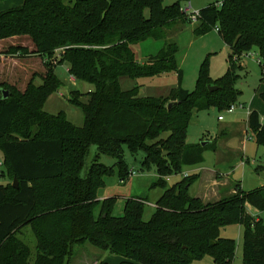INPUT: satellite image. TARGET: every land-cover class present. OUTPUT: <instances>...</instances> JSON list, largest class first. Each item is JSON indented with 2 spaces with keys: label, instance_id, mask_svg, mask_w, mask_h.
<instances>
[{
  "label": "trees",
  "instance_id": "obj_1",
  "mask_svg": "<svg viewBox=\"0 0 264 264\" xmlns=\"http://www.w3.org/2000/svg\"><path fill=\"white\" fill-rule=\"evenodd\" d=\"M182 1L166 6L164 0H22L0 12V41L29 38L46 70L39 85L36 76L24 91L0 84V178L7 181L0 184V264H72L74 247L86 244L123 257L120 264H193L207 256L215 264H232L236 241L221 234L233 225L243 228L242 264H264V221L248 212V205L264 211V186L247 192L236 186L231 195L204 202L189 195L199 175L169 189L165 181L201 164L205 151H218L216 141L188 145V129L196 113L236 104V62L257 50L264 72V0H222L199 11L194 34L217 31L232 56L227 73L215 81L202 70L194 92L182 87L179 49L168 36L172 27L187 23ZM148 40L167 42L141 64L135 47ZM8 53L28 56L29 49L13 46ZM62 64L73 81L94 86L86 94L70 92V103L84 114L82 127L64 112L44 110L63 87L54 72ZM171 73L178 86L167 97H141L137 86L125 91L120 82ZM259 96L264 102V89ZM248 127L264 147L257 111L250 113ZM93 146L117 160L121 181L131 174L124 149L145 154L144 168L159 175L154 187L165 189L149 221L143 219V200H128L123 216L115 217L114 199H98L115 167L98 163L97 155L82 176Z\"/></svg>",
  "mask_w": 264,
  "mask_h": 264
},
{
  "label": "rangeland",
  "instance_id": "obj_2",
  "mask_svg": "<svg viewBox=\"0 0 264 264\" xmlns=\"http://www.w3.org/2000/svg\"><path fill=\"white\" fill-rule=\"evenodd\" d=\"M10 0L1 2L4 4ZM179 0H164L166 6H170ZM222 2V0H184L181 2V9L189 10L186 17L187 23H178L168 32L169 40L176 43L179 52L177 62L179 68L183 71V89L194 92L197 89V82L202 70L206 71L207 77L215 81L224 76L229 70V59L232 56L231 48L222 40L217 31L196 36L194 34L195 26L199 23L191 21L190 14H196L200 10L211 5ZM1 8V7H0ZM191 22V24H189ZM10 41L0 44V84L7 83L15 86L20 91L25 90L27 83V74L34 69H41L43 60L35 55V47L27 37H16ZM167 41L148 40L137 45L139 62L146 63L147 56L155 55L161 50ZM25 46L29 49L28 56L19 54L13 55L15 60L2 61V57L7 59L8 49L13 46ZM4 55V56H3ZM17 56V57H16ZM41 63V64H40ZM237 74L239 79L236 83V89L239 91L235 110L219 111L216 108L202 110L196 113L188 129L187 144H205L206 142H215L218 145V151L207 150L204 153V161L196 166L186 167L184 172L190 174L203 175L189 189L191 197H200L207 199L208 193L212 187V176L222 181L221 191L231 192L236 186H240L243 191H252L264 186V147L257 146L254 141V134L248 127L249 112L257 111L264 121V102L260 98V92L264 89V72L259 63L257 50L243 55L236 62ZM1 72L3 73L1 75ZM63 87L53 93L47 100L45 112L57 115L64 112L68 119L78 127L84 124V114L80 108L70 103V92L78 91L86 94L94 90V86L85 82L72 81L68 73V65L62 64L55 67L54 70ZM40 84V80L35 81ZM123 90L129 91L134 87L139 88L141 97H167L172 89L178 86L177 74L171 73L162 77L144 78L137 81L129 78L120 80ZM243 105L245 108H240ZM219 117L223 121H219ZM169 133L162 138L166 139ZM99 155L98 163L107 167H115L117 160L115 158L100 155L97 148H91L90 155L86 159V165L82 176L86 174L87 169L92 165L94 158ZM145 154H131L125 148L123 161L127 172L134 173L124 181L120 180L119 170L115 167L114 175L105 180V186L98 192V199H114L112 215L121 217L124 213L125 203L128 200L140 199L145 203L143 219L149 221L156 211V203L163 195L165 189L154 187L159 181V175L155 168L150 170L144 168L143 161ZM0 161L3 156L0 154ZM260 171H256L257 168ZM3 168L0 167V174ZM186 175L184 173L172 175L169 179L165 178L166 189L180 182ZM189 176V175H188ZM7 181L0 179V184ZM226 185V186H225ZM225 186V187H224ZM100 207L95 210V215L99 214ZM248 211L256 218L264 221V211H258L248 205ZM233 228V227H231ZM223 230H227L226 228ZM222 230V231H223ZM225 232V231H224ZM35 243L32 245L34 248ZM207 260V259H205ZM104 261L107 264H120L124 258L112 255L107 251L98 249L90 244L74 247L72 264H97ZM206 262V261H204ZM193 264H199L194 262Z\"/></svg>",
  "mask_w": 264,
  "mask_h": 264
},
{
  "label": "crops",
  "instance_id": "obj_3",
  "mask_svg": "<svg viewBox=\"0 0 264 264\" xmlns=\"http://www.w3.org/2000/svg\"><path fill=\"white\" fill-rule=\"evenodd\" d=\"M22 4V0H10L4 4H0V12L4 11V10H7V9H12V8H16V7H19L21 6ZM178 26V25H177ZM10 41L9 39H6V40H2L0 41V44H4L5 42H8ZM36 54L32 55V56H35ZM4 56V55H3ZM17 57V56H16ZM12 61V60H15V57L13 55H10L7 57V59H5L4 57H2V61ZM41 64V63H40ZM41 69H43V71H38L37 69H34L32 72H28L27 76H26V80H27V83L25 84V87H27L28 83L30 82L31 79H33L34 77L37 76V79L36 80H40V83H41V79L40 77L42 75H44V73L46 72L45 68H44V65L42 63V66H41ZM3 73L1 72V75ZM73 81V80H72ZM37 84V83H36ZM39 85V84H38ZM251 113V112H250ZM249 113V115H250ZM223 121V120H222ZM262 123H264V121H262ZM254 141H255V138H254ZM185 175H193V174H190L188 171L186 172H183ZM195 175V174H194ZM200 176V179H202V176L203 175H199ZM212 187L210 188V190L207 191L208 193V197L207 199H202L204 202H213V201H218L220 200L221 198L225 197V196H228V195H231L232 193L235 192V190H232L231 192H224V191H221V184H222V181L219 179H215L213 176H212ZM226 186V185H225ZM224 186V187H225ZM263 187V186H262ZM235 189V188H234ZM197 198H200V197H197ZM249 212V211H248ZM250 213V212H249ZM251 214V213H250ZM253 216V215H252ZM255 217V216H254ZM258 218V217H257ZM259 219V218H258ZM233 227V228H231ZM227 230H223L222 231V237L224 238H230V239H234L236 241V254H235V258H234V261L232 264H242V238H243V228L240 226V225H233V226H228L226 227ZM225 231V232H224ZM207 259V260H205ZM206 261V262H204ZM199 264H215L213 259L209 256L205 257L203 260L201 261H197Z\"/></svg>",
  "mask_w": 264,
  "mask_h": 264
},
{
  "label": "built area",
  "instance_id": "obj_4",
  "mask_svg": "<svg viewBox=\"0 0 264 264\" xmlns=\"http://www.w3.org/2000/svg\"><path fill=\"white\" fill-rule=\"evenodd\" d=\"M185 12H187V14H189V10L188 9H185ZM198 16H199V12L196 13V14H190V18H191V21L194 22V23H197L198 22ZM240 108H245V106L241 105ZM235 110V105H232L228 111L229 112H233ZM250 113V112H249ZM223 118L222 117H219V121H222ZM0 167L3 168L4 167V162L3 161H0ZM130 175H134V173L132 172ZM187 177V175L185 176ZM170 178V177H169ZM167 178V179H169ZM1 179V178H0Z\"/></svg>",
  "mask_w": 264,
  "mask_h": 264
},
{
  "label": "water",
  "instance_id": "obj_5",
  "mask_svg": "<svg viewBox=\"0 0 264 264\" xmlns=\"http://www.w3.org/2000/svg\"><path fill=\"white\" fill-rule=\"evenodd\" d=\"M209 90H210V92H213V91H216L217 88L216 87H211ZM8 97H9V93L8 92H3V99H7ZM171 106H172V104H169L168 108H171ZM203 146H204V144H203ZM13 186L15 188H18V181H17V179L14 180Z\"/></svg>",
  "mask_w": 264,
  "mask_h": 264
}]
</instances>
